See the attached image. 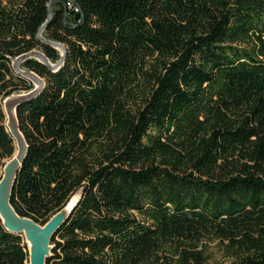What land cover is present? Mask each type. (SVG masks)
I'll use <instances>...</instances> for the list:
<instances>
[{"label": "trees", "instance_id": "trees-1", "mask_svg": "<svg viewBox=\"0 0 264 264\" xmlns=\"http://www.w3.org/2000/svg\"><path fill=\"white\" fill-rule=\"evenodd\" d=\"M28 154L11 204L41 226L80 195L46 264H264V0H0V181ZM251 42V44H250ZM74 199V198H73ZM0 264H30L0 217Z\"/></svg>", "mask_w": 264, "mask_h": 264}, {"label": "water", "instance_id": "water-1", "mask_svg": "<svg viewBox=\"0 0 264 264\" xmlns=\"http://www.w3.org/2000/svg\"><path fill=\"white\" fill-rule=\"evenodd\" d=\"M51 7L52 4H50L48 21L39 30L38 37L43 43L61 50V59L56 63H52L40 50H33L30 53L18 57L13 62V68L18 75L33 83L34 89L28 93L14 94L4 101L6 126L15 141L16 152L14 157L5 165L0 181V217L9 232L25 238L29 248L30 264L47 263V260L52 256L53 237L66 222L80 199V195L78 194L76 201L73 202V197L70 203L44 226L39 225L32 219L20 217L11 204L16 178L27 157L29 149L28 143L20 129L17 109L20 105L37 98L46 88V81L42 77L31 70L24 69L22 65L30 59H36L48 67L50 71L56 72L62 68L66 60L67 48L61 43L44 38L42 35L47 28V24L52 19Z\"/></svg>", "mask_w": 264, "mask_h": 264}, {"label": "rangeland", "instance_id": "rangeland-1", "mask_svg": "<svg viewBox=\"0 0 264 264\" xmlns=\"http://www.w3.org/2000/svg\"><path fill=\"white\" fill-rule=\"evenodd\" d=\"M9 161L10 160H5V163L7 164ZM77 195L78 194H76L74 198H77ZM223 249L224 247L220 246L218 242H213L209 244V261L211 264H231L232 260L227 256V253Z\"/></svg>", "mask_w": 264, "mask_h": 264}, {"label": "bare ground", "instance_id": "bare-ground-1", "mask_svg": "<svg viewBox=\"0 0 264 264\" xmlns=\"http://www.w3.org/2000/svg\"><path fill=\"white\" fill-rule=\"evenodd\" d=\"M76 199H77V198H74L72 201L74 202V201H76Z\"/></svg>", "mask_w": 264, "mask_h": 264}]
</instances>
